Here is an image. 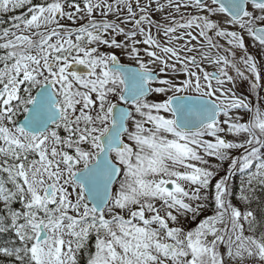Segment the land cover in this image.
Instances as JSON below:
<instances>
[{
    "label": "snow or ice",
    "instance_id": "snow-or-ice-1",
    "mask_svg": "<svg viewBox=\"0 0 264 264\" xmlns=\"http://www.w3.org/2000/svg\"><path fill=\"white\" fill-rule=\"evenodd\" d=\"M0 264H264V0H0Z\"/></svg>",
    "mask_w": 264,
    "mask_h": 264
},
{
    "label": "rangeland",
    "instance_id": "rangeland-1",
    "mask_svg": "<svg viewBox=\"0 0 264 264\" xmlns=\"http://www.w3.org/2000/svg\"><path fill=\"white\" fill-rule=\"evenodd\" d=\"M4 18H5V20L7 19V17H4ZM234 183H235L236 185L239 184V177H238V176H237V178L235 179Z\"/></svg>",
    "mask_w": 264,
    "mask_h": 264
}]
</instances>
